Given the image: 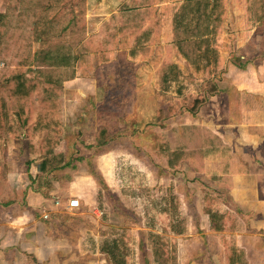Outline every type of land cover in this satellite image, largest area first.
<instances>
[{"label":"rangeland","instance_id":"rangeland-1","mask_svg":"<svg viewBox=\"0 0 264 264\" xmlns=\"http://www.w3.org/2000/svg\"><path fill=\"white\" fill-rule=\"evenodd\" d=\"M132 2L134 0H61L57 11L52 14L55 17L63 10L68 9L69 16L74 20V23L66 32L65 42L73 50L82 44L91 49L92 65L77 71L79 77L85 78L79 79L78 83L68 85L69 88L74 87L75 91H81L73 97L75 100H81V103L77 108V113L71 115L70 123L64 127L66 97L62 84L60 86L63 98L62 127L39 132L36 135V142L38 144V141L41 142L48 134L53 140L60 138L59 145L54 149L60 147L62 150L55 153H63V155L66 153L65 160L67 159L74 165H70L68 172L45 176L44 183H47L43 189L38 184H31L34 181H32L33 177L30 176L26 164H33L39 158L38 156L35 157L37 159L29 157L27 129L18 123L15 116H12L10 128L15 133L6 134L4 120L0 116V169L3 165L6 173L5 179L1 180L3 183L0 185V197H2L0 200L1 232L9 231L8 221L11 217L7 206L10 205V202H19L21 199L19 205H15L16 218L14 220L17 221L19 217L23 216L21 214L22 207L26 204L24 194L27 196L29 189L32 192L39 191L41 193L42 190L47 192L48 181L51 180L53 183L58 182L55 186L59 187V193L55 198L68 201L77 196L81 197L78 209L67 207L62 209L66 215L63 214L57 218L56 229H58V236H61L63 240L68 239V241H63L65 249L76 257H81L82 264H111V260L107 259V256L100 254L95 256L96 245L99 247V244L104 240L116 238L121 232L128 234L125 238L127 248L122 249V252L129 264H218L220 258L216 256V251L221 252L220 238L222 236L214 234L210 230L208 218L202 213V198L204 194H210L219 200L225 198V190L219 187L218 179L220 177L217 175L220 171V173L236 171L234 166L237 165V162L233 164L234 168H228L229 165L223 167L224 163L212 162L213 160L211 161L209 157H214V159L240 157L243 159L237 152H249L248 144L251 134L255 133L257 129L264 131V127L261 126L262 122H260L264 119V101L260 97L249 95L244 91L260 93L262 88L264 90V74L262 73L264 63L263 68L258 65V68H255L257 70L255 72L251 70L249 75L239 73L237 70L230 73L236 86L245 88L243 91H238L234 89L236 86L231 87L228 83H222V81L227 82L228 78L226 80L219 76L221 66L216 74H212L210 69L197 72L184 60L182 63V58L168 48L169 42L165 37L166 27L152 26V36L148 40H142L137 46L133 44L132 39L141 32V29L134 31V35L131 34L132 31H129L120 37V40L127 42L126 47L112 50L109 61L116 54L121 58L129 56V50L132 48L138 50V53L135 54L136 59H131L129 56L130 60L128 59L129 64H127L124 63V58H119L113 66H106L110 78L105 79L101 84L102 89L98 98L100 100L110 99L116 104H119V100L122 98L130 99L131 103L138 99L137 97L144 98L147 106H151V103L153 107L155 106V111L150 112L155 118L151 122L147 121L142 130L132 131L131 128H126L127 122L121 116L118 118L109 117L108 125L118 128L114 134L116 137L108 142V146L95 147L92 143V136L95 134L94 128L97 122L96 113L91 107L94 104L92 99L95 96L85 97L84 101V94L86 91L89 92V85L93 86L89 84L91 81L87 78L92 76L90 72L93 65L102 66L105 63L98 62L99 54L94 51L96 38H93L91 43H85V40L95 37L103 22L110 21L117 24L120 7L125 3ZM183 2L184 0H155L151 16L143 22L142 30L150 22H155L156 18L159 19L160 24L164 23L167 18H172ZM250 4H253V0H219L215 9V46L221 55V61H223L220 72L224 69L225 61H229V59L242 64L246 62L245 60L250 59V56H253V59L264 62V41L255 51L253 48L255 44L251 48L248 41L250 31L253 29L251 27H255L254 20L250 19ZM9 5L10 0H6V8L0 14H5ZM262 26L261 32H264V25ZM50 46H52L51 43H33L30 53L31 63L24 69H18L14 75L22 74L30 80H38L35 70L40 69L48 72L49 69L44 65L42 56ZM144 50L147 52L144 53ZM255 52L259 58L254 56ZM242 55L247 59H241ZM165 64H178L184 71L180 82L172 83L166 92L161 91V79L158 77L160 68ZM140 65L143 74L139 76L142 88H140L138 96L133 88L135 72ZM122 66L124 67L122 68ZM252 79L253 81H251ZM39 80L44 85L42 88L51 84L44 77ZM3 82L2 80L1 83L3 84ZM219 83H222L221 87L219 86L220 90L226 91L223 94L228 93L227 96L220 95L219 92L215 95L209 91L210 85H219ZM85 87H88V90ZM34 96L37 97L36 94ZM215 96H219L216 99L218 102L226 104L228 101L229 104L228 108L218 110L219 122L213 123L207 120V117L213 113L210 107L207 110L204 108L203 113L197 117L199 104L195 106L194 101L208 102L211 97ZM118 108L119 106L112 109L118 110ZM229 108L232 109L231 117L229 114L226 116ZM85 109L89 115L83 118L81 114ZM124 109L128 110V108ZM189 110L197 112L191 115ZM108 112L115 113V111H111V108H108ZM37 114L38 112L32 114L29 111V117L32 118L33 123L37 122ZM229 120L238 126L233 128L221 126ZM231 122L229 124H232ZM241 122L245 124H241ZM253 123L258 126H252ZM80 124L82 127L78 129ZM86 147L89 152H84L83 149ZM262 147L264 149V144ZM113 148L118 150V154L114 161H110V167H105L102 170L103 178L96 168V157L100 152ZM63 149L66 151L63 152ZM175 152L177 155L173 156L172 154ZM260 157L264 163V156ZM169 160L173 161V167L169 166ZM237 166L240 168L239 165ZM10 173L13 176H10ZM86 175H91L95 182H91V188L94 184L98 185L99 195L96 202L92 201L93 196L91 198L90 188L83 184L86 182L83 181ZM29 177L31 179H28ZM37 177L38 175L35 176V178ZM73 181L74 183H72ZM105 181L109 183L110 187L106 186ZM10 182L18 186L11 187ZM35 183H37L36 180ZM17 196L20 197L19 200L14 201ZM172 196L178 198V212L172 215L165 214L163 208L167 207ZM82 200H85L84 203ZM40 201L39 196H32L29 204L32 208ZM211 208L223 210L222 204L218 206L213 203ZM233 222L235 225L233 224L228 230L240 231V224L235 220ZM22 223L25 222L22 221ZM176 229L182 231V235L172 233ZM9 234L14 236L15 240L17 236L23 237L19 233L15 237V234L10 232H7L5 237H9ZM155 234L169 238L172 246L171 250L164 251L161 256H154L152 252L153 246H155L153 239ZM33 235L38 236L33 239ZM226 236L233 238V235ZM42 237V230L38 227L37 233L28 234L26 239L22 238V241L28 240L36 244ZM235 240L240 241L239 237ZM6 243L10 244L9 241ZM40 244L39 242L38 245ZM251 244L259 249L257 251L259 253L251 251L253 255L264 258V240L254 238L251 240ZM0 251H2L0 253L1 264H13L11 262L17 261L16 256L22 258L21 254H25V251H11L6 246ZM50 253L52 252L44 250L42 256L44 254L46 258ZM243 260L247 263L244 255ZM34 264L37 263L34 262Z\"/></svg>","mask_w":264,"mask_h":264},{"label":"trees","instance_id":"trees-1","mask_svg":"<svg viewBox=\"0 0 264 264\" xmlns=\"http://www.w3.org/2000/svg\"><path fill=\"white\" fill-rule=\"evenodd\" d=\"M60 2L61 0H10L6 13L0 14V116L4 120L6 134L15 133L10 128L12 116L27 129L29 153L42 157L38 167L39 178L42 179L50 172L64 169L70 164L65 163L63 153L54 152L60 138L53 140L48 134L37 144L36 135L54 127H62L63 98L60 86L73 79L78 70H84L92 65L91 49L82 44L73 50L66 44V32L74 20L69 16L68 9L55 17L52 16ZM218 3L219 0H184L172 18H167L162 24L156 18L155 22H150L142 30L143 22L151 16L155 0H134L120 7L117 24L103 22L96 36L87 38L85 43H91L92 39L96 38L94 51L99 54L98 62L107 63L112 50L126 47L127 42L120 40V37L127 32L132 31L131 34L134 35V31L141 29V32L132 39L133 44L137 46L142 40H148L152 36V26H164L170 50L197 72L210 69L212 74H216L221 66V55L215 46L214 37L216 33L214 12ZM249 11L250 19L254 20L255 25L261 22L264 19V1L253 0V4L249 5ZM37 42L52 44L42 56L49 71L35 70L38 80H30L22 74L14 75L18 69H24L31 63V46ZM129 51L130 58L136 59L135 54L138 50L132 48ZM145 52L147 51L144 50ZM233 63L238 68L243 66L240 63ZM183 74L184 71L178 64L162 66L158 75L161 79V91L166 92L172 83H179ZM41 77L48 79L51 84L42 88L44 85L39 80ZM216 90L215 86H209L211 93ZM194 103L196 106L202 104V101L195 100ZM28 110L32 114L38 112L36 123L29 117ZM189 111L191 114L196 113V110ZM172 155L176 156L177 152ZM169 166H174L172 160H169ZM5 177V168L2 165L0 181ZM213 203L216 204L214 198L210 196L204 198L203 213L209 217L210 230L214 233L229 231L225 227L224 215L211 208ZM177 208L178 198L172 196L163 212L177 214ZM172 233L182 235V231L177 229ZM127 235L126 232H121L116 238L104 240L99 244V252L108 256L112 264H129L122 252V249L127 248L125 244ZM153 239L154 256H161L164 251L172 249L169 238L155 234ZM221 243L224 247L225 264H247L243 260V252L236 248L232 238L223 235Z\"/></svg>","mask_w":264,"mask_h":264},{"label":"crops","instance_id":"crops-1","mask_svg":"<svg viewBox=\"0 0 264 264\" xmlns=\"http://www.w3.org/2000/svg\"><path fill=\"white\" fill-rule=\"evenodd\" d=\"M5 8H6V0H0V13L3 12ZM262 25H264V19L261 22L257 23L256 25H254L255 27H251L253 29L250 31V34L248 36L250 47L252 48V46L255 44L253 46L254 51L256 49H259V46L261 45L262 41H264V32L262 31L263 34L261 32V27H263ZM255 53L256 55L254 56H256V58H259L257 52ZM251 55H253V53H251ZM119 58L121 57H119L116 54L111 61L103 64L102 66L93 65V68L90 72L92 76L87 77L91 81L89 82V84H92L93 86H90L88 84L90 87V90L89 92L87 91L85 92L84 98L85 97L88 98L89 96H92V95L95 96L92 99V102L94 104H92L91 107L94 108V112L96 113L97 123L96 125L94 124L95 134L92 136V140H93L92 143L95 145V147H99V148L108 146L107 145L108 142L110 140H113L116 137V135L114 134L118 130V128L117 126L114 127V126H111L110 124L108 125L107 120L109 119V117L118 118L119 116H121L122 119L127 122L126 128H131L132 131L142 130L144 126L146 125L147 121L151 122L152 119L155 118L153 113L150 114V112L155 111V106L153 107L152 103H151V106H147L144 98L141 99L140 97H137L138 99L134 100L133 103H131L130 99L128 98H125V99L122 98L119 100V104H116L113 100H110V99L100 100L98 98L99 93L101 92V89H102L101 84L105 81V79L110 78V75H108L106 66H113V64L116 63L117 59L119 60ZM122 58H124L123 60L124 63L129 64L128 59L130 60V58L128 55ZM249 58L250 59H247L243 57V55L241 56V59H244V60L247 59L245 60L246 61L245 63H242L243 69L238 68L233 63V61L229 59V61H225L224 69L222 72H220L222 70V63H221V70L219 71L220 73L219 76H221L222 79L225 78L226 80L228 78L227 82L222 81V83H228L229 85H231V87H235L236 83H235V80L230 76L231 72H233L234 70H237L239 71V73H242V74L246 73L244 75H249V72H252L251 70H253L254 72L257 70L255 68H258V65L262 66L263 68L264 62L258 61V59L256 60L253 59L254 58L253 56H250ZM183 60L184 59H182V63H184ZM123 67L124 66H122V68ZM141 70H142V66L140 65V67H138V69H136V72H135L136 77H135V85L133 88L137 92L138 96L140 94V88H142V85L140 83V77H139L140 75L143 74ZM262 73L264 74V69ZM82 78H85V77H79V72H77L73 79H70L64 82L62 85L63 93L65 94V97H66L65 106H64V117H63L64 127H66V125L70 123L71 115L72 114L75 115L77 113V110H78L77 108L79 107L81 103L80 102L81 100L73 99V97L76 96L77 93H81V91L79 90L75 91L74 87L69 88L68 85L78 83V80ZM256 79H257V76H256ZM251 81H253V79ZM222 83H219V85L217 84L218 86L216 84L214 85L217 90L213 94L217 95L219 92L220 95L227 96L228 93L223 94L226 91L220 90L219 88L220 84ZM241 87L236 86L234 89H237L238 91H243V89L245 88H241ZM85 88L86 90H88V87H85ZM244 91L248 92L249 95L258 96L260 97L261 100L264 101L263 88L260 90L261 91L260 93L250 92V90H244ZM217 97L219 96L211 97L208 100V102H203L202 104H200L198 107L199 113L196 111L197 112L196 116L199 117V115L203 113L204 108L207 110L210 107L213 113L211 114V116L207 117V120H210L213 123H218L219 122L218 110L224 109L227 106L229 107V104H228V101L226 102V104L225 102L223 103L218 102L216 100L218 99ZM86 98L84 99V101L86 100ZM117 106H119L118 110L112 109ZM108 108H111V111H115V113L113 114V113L108 112ZM123 108H128V110H125V109L123 110ZM230 113H232L231 108H229V112H227L226 116L229 114V117H231ZM88 115L89 114L86 109L82 111L81 116L83 118L87 117ZM191 115H194V114H191ZM98 116L100 118L99 121H98ZM231 120L225 121V123L221 126L225 128H233L234 126H238L237 124L232 123ZM263 121L264 119L260 121L262 122V125H261L262 127H264ZM229 122H231L232 124H229ZM241 124H245V123L241 122ZM255 125L256 123H253L252 126H255ZM81 127L82 126L80 124V126H78L77 128L81 129ZM119 128L122 129L121 127ZM38 142L40 143V141ZM263 144H264V131L257 129L256 132L251 134L250 136V143L248 144L250 151L243 152V153H241L240 151L237 152L239 155L243 157V159L240 157H234L235 159L232 157H227L228 159H220V158L214 159V157L213 158L209 157L211 161L213 160L212 162L217 161L218 164H220L221 162L224 163L223 167H226L227 165H229L228 168H231L233 167V164L237 162V165H239L240 168H238V166L236 165L234 166L236 171L232 170L227 173H224V172L220 173L221 172L220 171L218 173L217 176L221 178V180L220 178L218 179L219 187L223 188L226 193L225 198L223 200H219L215 196H211L210 194H204L202 198L203 206H204V198L206 196H210L214 198L218 206L222 204L223 210H221V208H216V211L224 215V219H225L224 223L226 224L225 225L226 228L229 229L231 228L233 224L235 225V223L233 222L234 220L236 221V223L240 224V228H239L240 231L238 232L229 230V231H225L221 233H214V232L213 233L219 234L221 236L233 235L232 239L234 240L237 237H239L241 242L240 241L238 242L237 240H235L234 241L235 246L236 248H238L239 250L243 252V255H244L245 260L247 261V264H264V258H259V256H255L251 252V251H255V252L259 251V249L255 245L251 244L252 239L262 238L264 240V163L261 160L262 158L260 157V156H264V149L262 147ZM58 150H62V148L58 147L54 149V152H58ZM83 150L84 152L86 151L89 152L87 147ZM64 151H66V149H63V152ZM117 151L113 148L110 150L100 152L99 155L96 157L97 158L96 168L97 170H99V173L100 175H102L103 178H104V175H103L102 170H104L105 167L107 168L110 167L109 163L110 161H114L116 155L118 154ZM238 154H233V155H238ZM64 155L66 156V153ZM227 155H230V154L227 153ZM36 156H38L39 159L35 161L33 164L27 163L26 168L30 172V176L33 177L32 181L34 182H32L31 184L33 183L38 184V186L43 189L45 188L44 185L47 182L44 183L45 177L43 179L39 178L40 172L38 168L39 164L42 162V157L40 155H32L29 153V157H31L32 159H37L35 158ZM65 163H68L71 166L74 165L73 163H70V161H68L67 159L65 160ZM70 165L64 169L52 171L45 176H49V175L52 176L53 174H61L63 172H68V170H70ZM216 168L219 169L220 167H216ZM36 175H38L37 178H35ZM10 176H13V175L11 174ZM28 179H31V178L29 177ZM35 180L37 181V183H35ZM83 181H86L85 183H83L85 187L88 186V188H90L91 198L93 196L92 201L94 200V202H96L97 196L99 195L98 185L94 184L92 185L93 188H91V182H94L93 177L91 175L84 176ZM2 183L3 182L1 181L0 185ZM48 183H49L48 184L49 188L47 189L48 190L47 192H44L43 190L41 191V193L39 191L32 192L31 189H29L27 196L26 194H24L26 204L25 206L22 207L21 214L23 216L19 217L17 221L14 220V218H16L14 212H16L15 205L17 204L19 205V202L21 200V199L19 200L20 197L17 196L14 198V201L19 200V202H10V205L7 206L9 216L11 217V219H9L8 221L9 231L4 230L1 232V228H0V250H2V248L6 246L11 251H16V252L25 251V254H21L22 258H19L16 256L17 261L11 262L13 264H34V262L37 264H41V263H44V264L46 263L47 264H82L80 260L81 257H76L73 253H70L65 249V245L63 241H68V239L65 238L63 240L61 236H58V233H57L58 229H56V227L58 226V224H56L58 222L57 218L63 214L66 215V213H64L62 209H64L65 207L68 208L67 206L68 201H65V200L62 201L61 198L59 199L58 197L55 198V196L59 193L58 192L59 187L55 186V184L58 182L53 183L51 180H49ZM72 183H74V181ZM105 184L107 187H110L108 182L105 181ZM10 186L12 187V186H18V185L14 184L13 182H10ZM32 196H39L41 201L39 202V204L31 208L29 201L30 199H32ZM74 199H77L79 201V207H80L81 197L77 196L76 198L74 197ZM0 200H2V197H0ZM83 201L85 200H82V202ZM47 202H50V203L48 204ZM57 202L58 204H56ZM203 206H202V213H203ZM44 215H47L48 218L44 219L43 218ZM203 215L205 214L203 213ZM207 218L209 221L208 216ZM22 221H24L25 223H22ZM209 226H211L210 222H209ZM38 227L41 228L42 233H43V237L41 238L40 241H37L36 244H33V242H29L28 240L22 241V238L26 239V236L28 234H33L35 232L37 233ZM7 232L14 233L15 237L19 233L23 235V237L17 236L16 240L13 239L14 236L10 234H9L10 235L9 237H5ZM55 232H56V235H54ZM37 236L38 235L36 236L33 235L32 237L33 239H35V237ZM7 241H9L10 244L7 245L6 243ZM39 242L41 243L40 245H38ZM220 247H221V252L216 251V256L220 258V260L218 261V264H225L224 247L222 246V243ZM42 250L43 251L46 250L47 252L49 250L52 253H50L48 257L45 258L44 254L42 256V252H43ZM95 250H96L95 256L98 254L103 256V254L99 252L98 245H96ZM1 252L2 251H0V253ZM107 259H109L108 256H107Z\"/></svg>","mask_w":264,"mask_h":264},{"label":"built area","instance_id":"built-area-1","mask_svg":"<svg viewBox=\"0 0 264 264\" xmlns=\"http://www.w3.org/2000/svg\"><path fill=\"white\" fill-rule=\"evenodd\" d=\"M56 204H58V202ZM67 206H68V208H71V209H77V208H79V201L77 199L72 198V199L68 200ZM43 218L47 219L48 216L44 215Z\"/></svg>","mask_w":264,"mask_h":264}]
</instances>
